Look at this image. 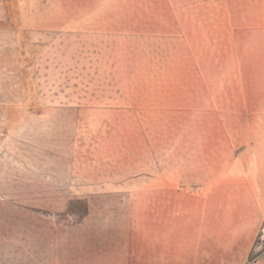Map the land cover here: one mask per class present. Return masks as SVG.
<instances>
[{
    "label": "rangeland",
    "instance_id": "374dc122",
    "mask_svg": "<svg viewBox=\"0 0 264 264\" xmlns=\"http://www.w3.org/2000/svg\"><path fill=\"white\" fill-rule=\"evenodd\" d=\"M77 4L80 0H0V105L29 100L87 105L80 108L77 133L71 124L61 133L60 125L45 122L35 125L30 138L13 132V127H17L15 122L10 124V130H2L0 181L51 180L54 185L42 189L6 186L3 191L6 195H12V191L16 195L19 191L26 196L52 198L54 207H59L67 195L71 197L80 191L95 190L102 197L106 196L103 200L109 203L115 198L108 194L114 193L117 198L123 195L124 186L86 189L60 185L74 180L124 183L140 179L142 168L150 165L148 162L152 158H162L160 149L164 147L168 153L166 160L176 162L185 171L186 168H197L196 172L182 173L184 178L192 174L204 178L228 172L232 174L230 179L247 180L256 186L254 191L260 197L261 221L254 235H248V228L243 234H230V245L240 249L230 252V260L231 264H264V27L255 31L244 29V33L238 34L237 42L236 32L221 36L222 31L218 35L210 31L205 36L203 30L193 29L194 42L186 48L150 39L147 44L149 59L141 57L140 45L131 49L129 43L109 47L101 42L94 46L98 49L95 60H80V49L83 52L92 47H80V36L69 34L65 35L69 47L64 45L62 50L59 36L61 19L72 21L75 20L72 15L76 14L61 11V7ZM247 39L259 41L248 42ZM188 48L196 56V64L186 58ZM66 51H69L67 57L62 53ZM154 53L162 57L156 61L152 58ZM156 66L181 72L197 66L203 71L207 84H234V90L211 93L218 106L216 110L196 108L194 111L185 104L186 93L141 90L142 78L155 82L158 78L141 77V68L151 71ZM91 70L101 74L83 73ZM114 72L116 74H112ZM125 72L134 74L128 76ZM160 79L169 82L173 77ZM185 79L187 76L183 74L174 77L180 85L186 83ZM198 94L197 102L203 99L202 93ZM180 99L181 107L176 109L141 107L144 102L168 104ZM92 104L101 106L93 108ZM8 111L11 113L10 109ZM46 114L64 116L57 111ZM141 117L143 123L138 122ZM190 117H196L197 123L189 124ZM100 118L104 119L103 123L93 122ZM248 195L252 196L247 189L231 188L229 198L248 199ZM22 205L28 206L27 203ZM70 207L69 213H54L55 222L69 225L65 235L54 225V263L80 264V242H92L93 239L89 235H80V227L72 225L80 215V202H73ZM16 215V212L5 211L1 217L0 226L5 224V234L0 235V259L4 257L8 264H27L31 258V252H28L31 244L42 237L28 233L16 235L17 221L12 219ZM109 219L98 218L94 228L101 231L123 225V216L112 215ZM113 238L101 236V244L108 245ZM246 247H250L249 252L244 251Z\"/></svg>",
    "mask_w": 264,
    "mask_h": 264
},
{
    "label": "crops",
    "instance_id": "0c3cea01",
    "mask_svg": "<svg viewBox=\"0 0 264 264\" xmlns=\"http://www.w3.org/2000/svg\"><path fill=\"white\" fill-rule=\"evenodd\" d=\"M60 10L76 13L72 15L75 20L62 18L60 21L59 36L62 50L64 45L69 47V39H65V35L69 34L80 36V47H92L89 51L86 49V53L80 49V60H95L98 49H94V46L101 42L108 44L109 47L129 43L131 49L140 45L141 57L149 59L150 49L147 44L150 39L185 47L194 42L192 30L199 29V31L203 30L202 34L205 36L207 33L209 35L210 31L217 35L222 31L221 36L236 32L237 42L238 34L244 33V29L255 31L264 27L262 23L264 0H80V4L61 7ZM242 36L244 38V35ZM247 41L259 40L247 39ZM189 49L188 57L186 53L184 57L196 64V56L192 51L189 52ZM62 53L67 57L69 51ZM161 57L158 53H154L152 58L158 61ZM147 70L145 67L141 68V77L159 79L157 78L155 82L154 79L142 78V91L186 93L185 104L189 109H195L194 111L216 110L218 106L211 93L233 91L232 86H235L228 83L216 86L207 84L206 79L203 78V71L197 66L189 67L182 72L159 66L152 68L151 71ZM83 73L94 76L101 74L92 70ZM133 74L125 72L128 76ZM182 74L187 76V79H185L186 83L180 85L175 82L174 77ZM168 76L173 77V80L165 82V79L164 81L160 79ZM198 93H202L201 98H203L199 102H197V96L200 97ZM173 101L168 104L160 101L144 102L141 107L157 110L181 107L182 99ZM92 105L96 108L100 104ZM86 106L75 102L44 103L40 100L1 104L0 133L6 128L10 130V124L14 122L17 127H13V132L19 136L22 133L26 134L25 136L29 138L34 134L35 125L42 122L60 125L61 133L68 124H71L77 133V130H80V108ZM54 111L64 113V116L46 114ZM93 120L94 123L104 121L101 118ZM109 120L112 122L111 117ZM138 122L143 123V117ZM188 123H197L196 117H190ZM225 133L228 135V132ZM178 149L181 150L180 147ZM175 153L174 150L173 154ZM188 154H191V151ZM160 155L162 158L157 160L152 158L148 162L150 165L142 168L140 179L126 180L124 183L113 180H74L72 183L65 181L60 185L66 188L86 189L124 186L123 195L116 198L114 193L108 194V197L115 198L109 203L104 202L106 196L102 197L98 191L88 190L83 193L80 191V194L71 197L67 195L64 197V203L61 202L59 207H54L52 198L41 195L26 196L17 190L16 195L14 191L9 192L12 195H6L7 192L3 191V187L6 186L28 189L48 188L54 186L51 180L0 181V220L2 221L1 217L5 211L16 212L17 215L12 216V219L17 221L16 235L28 233L34 237H42L31 244L32 248L28 250L31 252V258L27 264H69L66 261L53 262L52 235L54 225L59 226L62 234H68L69 225L55 222L54 213L60 215L69 213L73 202H80L81 210L72 225L76 228L80 227V235L85 234L93 238L92 242H80V264H231L230 252L240 249L237 245L236 247L230 245V234H243L248 228L250 230L248 235H254L261 221L260 197L258 192L254 191L256 186L247 180L230 179L232 174L228 172L219 176L206 175L204 178H197L196 174H192L185 175L184 178L182 173L190 170L196 172L197 168L192 167L190 170L186 168L185 171L176 162L166 160L165 155L168 153L165 152L164 147L160 149ZM204 170L207 171L206 168ZM231 188L247 189L252 196L248 195V199L246 197L230 199ZM25 203L28 206L22 205ZM112 215L124 217L120 228L108 227L109 229L101 231L98 230L99 228H94L98 218L109 219ZM9 216L11 218V215ZM0 228L2 229L0 235H4L5 224ZM104 235L114 237L110 244H101V236ZM244 251L249 252L250 247H246ZM2 259L0 264H8L4 257Z\"/></svg>",
    "mask_w": 264,
    "mask_h": 264
}]
</instances>
